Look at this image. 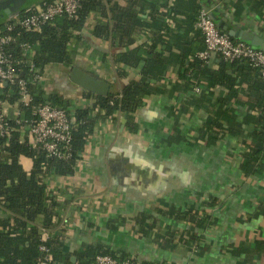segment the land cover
<instances>
[{
  "label": "crops",
  "instance_id": "crops-1",
  "mask_svg": "<svg viewBox=\"0 0 264 264\" xmlns=\"http://www.w3.org/2000/svg\"><path fill=\"white\" fill-rule=\"evenodd\" d=\"M42 2L0 0V10L17 5L10 16L39 7ZM111 2L126 4V0ZM197 2L209 10L218 28L223 24L264 37V24L248 1ZM97 18L91 15L81 31V40L71 43L73 67L106 82L109 92L119 93L138 78V72L113 62L112 56L123 49L91 34ZM143 41L144 37L138 36L129 48ZM220 61L212 54L207 63L216 69ZM43 76V89L68 102L69 112L93 104L90 92L70 81L69 70L48 65ZM175 77L169 68L159 82L165 86V93L143 100L134 114L135 132L126 127L125 116L100 122L73 174L47 179L48 189L60 203L55 233L71 262L76 261L75 253L91 245L139 263L264 264V168L261 174L252 176H244L241 169L245 162L241 142H248L253 129L245 117L255 114L248 113V97L241 93L229 103L242 122L241 135L223 132L217 141L209 143L201 131L203 123L210 120L208 104L186 106L189 95L198 94L170 91ZM226 93L217 88L212 102ZM182 107L188 108L187 113L181 112ZM20 163L25 171L32 168L29 158L21 157ZM210 200L216 204L207 207ZM191 205L202 206L213 227L201 230V238L186 245L182 239L178 241L182 236L179 230L186 224L170 219L166 213ZM151 224L152 235H142L141 230Z\"/></svg>",
  "mask_w": 264,
  "mask_h": 264
},
{
  "label": "trees",
  "instance_id": "trees-1",
  "mask_svg": "<svg viewBox=\"0 0 264 264\" xmlns=\"http://www.w3.org/2000/svg\"><path fill=\"white\" fill-rule=\"evenodd\" d=\"M246 1L264 24V0ZM201 8L197 0H126L123 6L111 0H79L74 17L63 15L45 24L39 31L18 32L16 44L10 48L15 58L22 61L27 58L28 53L20 48V44L25 43L30 48L31 60L38 75L42 76L48 65L70 71L73 68L71 43L81 40L86 21L91 15H96L98 18L91 34L109 42L112 47L123 49L112 56L113 62L137 70L138 78L131 80L119 93L108 92L104 97L88 93L93 97V104L76 108L73 112L75 122L69 144L71 155L58 159L46 157L40 149L31 146L27 125L37 107L49 104L68 112V102L47 93L41 83L34 80V74L29 73L24 64H19V74L27 82L32 103L22 111L18 122H10L15 130L8 136H0V264H37L38 239L43 229L52 232V252L61 264H92L97 255L129 259L109 249L89 245L75 253L76 261L71 262L70 254L62 252V244L55 233L60 203L48 189L47 179L51 175L73 174L85 144L100 122L106 119L115 121L117 116H125L126 127L135 132L136 110L145 98L165 93V86L159 82L169 68L176 76L170 91L187 93L192 92L194 87H201V92L196 96L190 94L185 104L188 107L208 104L210 120L203 123L201 131L209 143L217 141L223 132L241 135L242 122L238 121L229 103L237 100L241 93L248 97V113L255 114L245 117L246 123H250L253 129L248 142L244 139L241 142L245 160L241 169L244 176L263 172L264 80L257 69L244 61L228 63L221 60L217 68L212 69L207 61L198 58V53L204 50L203 38L195 28ZM138 36L144 37V41L130 49ZM231 40L237 41L234 38ZM245 83L247 86L244 88ZM217 88H223L227 93L212 102ZM4 90L0 88V99L13 103L16 92L6 96L1 94ZM187 111V107L181 108L182 113ZM21 157L31 159L32 168L29 171L23 169ZM215 204L214 200H210L207 207ZM166 216L186 224L183 230H179L182 236L178 239L186 245L195 244L201 238V230L213 227L211 217L202 206L191 205L183 211L169 210ZM143 220L141 223H144ZM153 227L154 224H151L143 228L142 235L151 234ZM191 227L193 230H190Z\"/></svg>",
  "mask_w": 264,
  "mask_h": 264
},
{
  "label": "built area",
  "instance_id": "built-area-1",
  "mask_svg": "<svg viewBox=\"0 0 264 264\" xmlns=\"http://www.w3.org/2000/svg\"><path fill=\"white\" fill-rule=\"evenodd\" d=\"M41 4L39 7H29L13 15L0 18V88L6 89L1 94L9 96L15 91L17 95L13 103L0 99L1 137L8 136L11 131L15 130L10 126V122H18L22 111L28 109L32 103L27 82L19 74V64H24L28 72L34 74L35 81L41 83L44 79L43 75L37 74L38 71L33 66L32 53L27 44H20V48L28 53L26 59L22 61L12 55L10 48L16 44L18 32L39 31L42 26L63 15L74 17L79 7V0H53ZM195 28L204 42V50L198 53V58L208 61L212 54H216L228 63L244 61L250 67L257 69L264 80V52L239 40H231L227 33L219 30L207 9L199 10ZM193 92L198 94L201 92V87H194ZM32 115L33 119L27 125L28 134L32 139L31 146L40 149L46 157L58 159L70 157L69 144L72 126L75 122L73 113L44 104L37 107ZM52 240L51 231L41 230L37 247L39 253L37 264H61L52 252ZM92 264L138 263L130 258L119 259L110 255H97Z\"/></svg>",
  "mask_w": 264,
  "mask_h": 264
},
{
  "label": "water",
  "instance_id": "water-1",
  "mask_svg": "<svg viewBox=\"0 0 264 264\" xmlns=\"http://www.w3.org/2000/svg\"><path fill=\"white\" fill-rule=\"evenodd\" d=\"M19 3L21 4V2H18L16 4H19ZM16 7L17 5L16 6L14 5L12 8L14 9ZM12 8H10V6L8 5L7 9L5 10L1 9L0 11L3 13L1 16L9 15ZM210 15L214 19L211 13ZM219 28L223 32L227 33L229 37L239 40L243 43L250 45L254 49H258L264 52V38L263 37L253 34L251 32L237 29V28H228V26H224L223 24H220ZM70 81L73 84L79 86L80 88L86 90L87 92H90L98 96H102V97L107 96L109 92V86L106 82L87 74L86 72L82 71L78 67H73L70 70Z\"/></svg>",
  "mask_w": 264,
  "mask_h": 264
},
{
  "label": "rangeland",
  "instance_id": "rangeland-1",
  "mask_svg": "<svg viewBox=\"0 0 264 264\" xmlns=\"http://www.w3.org/2000/svg\"><path fill=\"white\" fill-rule=\"evenodd\" d=\"M264 38V37H263ZM71 113H73V112H71Z\"/></svg>",
  "mask_w": 264,
  "mask_h": 264
},
{
  "label": "flooded vegetation",
  "instance_id": "flooded-vegetation-1",
  "mask_svg": "<svg viewBox=\"0 0 264 264\" xmlns=\"http://www.w3.org/2000/svg\"><path fill=\"white\" fill-rule=\"evenodd\" d=\"M0 18H2V17H0Z\"/></svg>",
  "mask_w": 264,
  "mask_h": 264
}]
</instances>
